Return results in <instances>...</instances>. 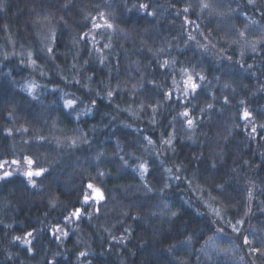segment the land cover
Returning a JSON list of instances; mask_svg holds the SVG:
<instances>
[{
    "label": "trees",
    "instance_id": "1",
    "mask_svg": "<svg viewBox=\"0 0 264 264\" xmlns=\"http://www.w3.org/2000/svg\"><path fill=\"white\" fill-rule=\"evenodd\" d=\"M262 125L264 0H0V264H264Z\"/></svg>",
    "mask_w": 264,
    "mask_h": 264
},
{
    "label": "snow or ice",
    "instance_id": "2",
    "mask_svg": "<svg viewBox=\"0 0 264 264\" xmlns=\"http://www.w3.org/2000/svg\"><path fill=\"white\" fill-rule=\"evenodd\" d=\"M252 2H253V0H249V3H252ZM139 7L141 9H147L148 6L146 4H141V5H139ZM203 7L207 8L208 5L205 4V5H203ZM185 11H187V9H185ZM147 14L148 15H152V13H150V12L147 13ZM101 18L103 19V13H101ZM94 27L99 28V27H101V25L94 23ZM106 27L111 29L113 27V25L111 23H106ZM49 51L51 52V49H49ZM165 64H167V61H165ZM200 79L203 80L204 77L201 76ZM198 87H199V85L196 84L195 82H193V78L191 76H189L188 79L185 81V95L188 94L189 90H191V92L194 94ZM108 95L111 96L112 93L109 92ZM167 95L169 96V98L171 97V93H168ZM72 105H73V101H71V100L66 101V106L71 107ZM210 107H211V105H210ZM182 115L187 117L189 115V113L188 112H184ZM249 115L250 114L248 112H245L243 118L244 119H248ZM193 123L194 122H193L192 119H188L187 120V124L189 126H192ZM262 127H264V125H262ZM253 131H255V129H253ZM149 143H151V141H149ZM121 159H123V158H121ZM14 163H15V161H14ZM28 163L32 164L33 161L29 160ZM0 167H3V165H0ZM139 169L141 170V177L143 178V175L147 171V168H146V166L144 164H141V165H139ZM44 171H45L44 169H40L39 171H36V172L28 171V172L25 173V175L29 178V183L33 184V186H35L34 182L32 181L31 178L33 176H41ZM9 175H10V173L5 172L3 176H0V179H5ZM88 188L92 190V193H93V197L92 198L95 199L97 201V203H99L100 201H102L104 199V196L101 193V191L99 189L95 188L92 184H88ZM88 202H89V196L86 194L85 197H84V203L87 204ZM80 214H81L80 209H76V211L73 212L72 215L76 216L77 218H79ZM29 235H31V233H29ZM17 239H19V238H17ZM245 240L247 242V238H245ZM82 255H83V253H82Z\"/></svg>",
    "mask_w": 264,
    "mask_h": 264
}]
</instances>
